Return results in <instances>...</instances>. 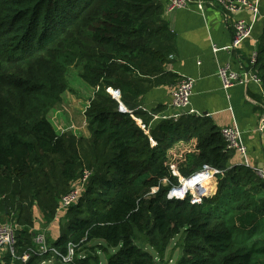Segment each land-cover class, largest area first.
Here are the masks:
<instances>
[{"label": "trees", "instance_id": "1", "mask_svg": "<svg viewBox=\"0 0 264 264\" xmlns=\"http://www.w3.org/2000/svg\"><path fill=\"white\" fill-rule=\"evenodd\" d=\"M164 13L158 0H0V223L17 226L15 250L0 264H100V254L105 264H157L138 240L162 259L181 233L175 264H264V180L256 170L230 166L235 152L208 117L156 120L164 107L139 109L149 90L177 85L166 71L175 35ZM256 54L264 91V21ZM70 67L92 89L88 137L57 133L47 116L68 88ZM203 165L221 174L201 205L168 198L178 187L171 166L187 178ZM85 169L79 200L55 220ZM36 210L44 226L63 222L55 239L45 231V252L35 243ZM69 247L73 259L63 263Z\"/></svg>", "mask_w": 264, "mask_h": 264}, {"label": "crops", "instance_id": "2", "mask_svg": "<svg viewBox=\"0 0 264 264\" xmlns=\"http://www.w3.org/2000/svg\"><path fill=\"white\" fill-rule=\"evenodd\" d=\"M204 1H208V5L203 13L199 12L194 4L172 13H164L163 16L175 35V51L170 57L166 71L176 76L175 84L183 77L194 79L190 99V109L194 112V116L208 117L220 130L233 123L238 126L246 147V156L243 158L234 153L230 166L241 165L245 161L246 166L264 172V134L256 129L261 112L260 105L264 101L263 88L261 90L257 85L249 83L246 86H233L224 90L217 77L218 65L229 63L238 70L240 66L246 65L250 54L256 51L257 38L264 21V0H259L262 17L256 19H253L247 11L236 17H225L212 4L214 0ZM237 17L252 24L250 38L233 52L223 50L214 52L213 44L217 48H225L231 43L233 21ZM82 84L85 90L87 88L92 90L86 83L82 82ZM175 86L160 85L149 90L140 98L139 109L151 112L162 106L164 109L161 113L169 114L170 94ZM89 100L87 99V105ZM71 101L77 111L79 106L74 102L79 100L73 98ZM73 112L72 110L71 113ZM71 127L79 131L84 130L81 136L88 137L85 121L78 128L74 124ZM67 131L69 130L63 129L59 133ZM57 225L58 222H53L47 227L48 229L46 228L51 239H55L59 234ZM55 227H58V230Z\"/></svg>", "mask_w": 264, "mask_h": 264}, {"label": "built area", "instance_id": "3", "mask_svg": "<svg viewBox=\"0 0 264 264\" xmlns=\"http://www.w3.org/2000/svg\"><path fill=\"white\" fill-rule=\"evenodd\" d=\"M163 4L165 13H172L178 9L190 7L194 4L197 10L203 13L208 1L204 0H158ZM259 0H214L212 2L223 14V16L236 17L238 14L247 11L253 19L262 17L261 7ZM252 34V24L243 18H235L233 21V32L231 43L225 48H217L214 44L212 50L217 52L223 50L226 52H233L237 50L244 41L250 38ZM256 51L251 53L246 65L240 66L238 70L234 69L229 63L218 65L217 77L221 82L224 90L233 86H246L249 83L257 85L262 90V81L253 69L256 63ZM194 79L191 77H183L177 85L171 90L170 102L168 108L171 110L169 114L154 115L156 120H164L172 118L177 120L183 114H191L194 112L190 109V99L193 93ZM109 93L115 99H119L120 94L117 90L109 89ZM261 112L257 124V131L264 134V101L260 105ZM122 111L125 109L120 108ZM220 134L226 144V149L233 151L243 158L246 156V147L243 143L241 132L238 126L233 123L230 126L224 127L220 130ZM246 162L244 161V164ZM173 176L178 178V187L171 188L168 193L169 199L185 200L188 199L189 203L193 206L201 205L203 199L209 195V183L221 172L209 165H203L197 172L191 174L187 178L181 177L178 168L175 166L170 167ZM259 178L264 180V172L256 170ZM91 172L87 169L81 172L79 179L71 185L69 191L63 195L58 203L55 220L61 219L66 213L67 209L77 203L83 191L84 186L90 178ZM164 183L166 180L163 181ZM156 191L153 189L152 192ZM16 229L17 226L12 223H0V252L13 253L16 245ZM35 243L39 246L41 252L47 250L45 238L43 235L35 237ZM74 249L69 247L68 253L61 256L63 263H68L73 259ZM23 257V261L26 260Z\"/></svg>", "mask_w": 264, "mask_h": 264}, {"label": "rangeland", "instance_id": "4", "mask_svg": "<svg viewBox=\"0 0 264 264\" xmlns=\"http://www.w3.org/2000/svg\"><path fill=\"white\" fill-rule=\"evenodd\" d=\"M9 74H15V71L12 67H10V70L8 71ZM65 79L68 84L67 90L61 95L60 102L55 105L54 108L49 110L47 116L53 125L54 129L59 133L61 130H69L75 132L76 135H83L84 130H77L74 127H71L72 124L75 125V127H79L82 125V123L85 120L84 112L87 108V99H91L92 97V90L87 88L86 90L83 87L82 80L79 78V68L78 67H70L66 70L65 73ZM79 100L75 101L74 103L79 106V109L75 111V107L71 104V99ZM73 103V104H74ZM74 111L71 113V111ZM73 116V117H71ZM86 132V131H85ZM181 150L186 149L185 145H179L178 147ZM36 220L34 224V232L35 236L37 235H43L45 238V244L46 247L49 244V241L47 240L46 236V228L47 226H44L41 222L40 214L36 210ZM8 223V222H5ZM63 222L58 227L62 226ZM58 227H55L56 230H58ZM183 237V233L177 235L173 240L170 241L165 255L162 259H159L153 249L147 245L144 244V242L140 239L138 240V246L143 247L145 251H147L149 254L155 257L157 264H175L178 260V258L182 255L181 253V240ZM51 238V236H50ZM98 244H101V242H96ZM109 254L113 253V250H109ZM4 254L3 251L0 252V258ZM157 257V258H156ZM106 263V255L100 254V264ZM42 264H55L52 260L48 262H43Z\"/></svg>", "mask_w": 264, "mask_h": 264}, {"label": "water", "instance_id": "5", "mask_svg": "<svg viewBox=\"0 0 264 264\" xmlns=\"http://www.w3.org/2000/svg\"><path fill=\"white\" fill-rule=\"evenodd\" d=\"M123 109V107H121ZM125 111V110H124Z\"/></svg>", "mask_w": 264, "mask_h": 264}]
</instances>
